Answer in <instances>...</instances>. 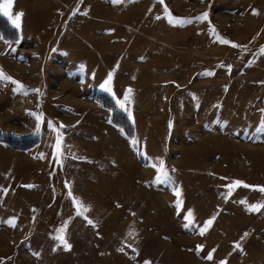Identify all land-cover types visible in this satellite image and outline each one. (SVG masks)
I'll list each match as a JSON object with an SVG mask.
<instances>
[{"label":"rangeland","instance_id":"1","mask_svg":"<svg viewBox=\"0 0 264 264\" xmlns=\"http://www.w3.org/2000/svg\"><path fill=\"white\" fill-rule=\"evenodd\" d=\"M164 5L208 19L172 23ZM19 11L20 27L0 13V66L40 91L0 81V264H264V208L249 210L264 191L246 186L264 187V0H14ZM49 120L65 125L60 153Z\"/></svg>","mask_w":264,"mask_h":264},{"label":"snow or ice","instance_id":"2","mask_svg":"<svg viewBox=\"0 0 264 264\" xmlns=\"http://www.w3.org/2000/svg\"><path fill=\"white\" fill-rule=\"evenodd\" d=\"M119 2V0H113V3H117ZM160 3L161 4H164V0H160ZM13 7H14V0H0V13H3L5 14L6 16H8V18L10 19L11 23L16 26V27H20L21 25V20H22V16H23V12L22 11H19V12H13ZM78 10V9H77ZM164 10H165V13L167 14L168 16V19L170 22L172 23H180V24H184V23H188V22H191L192 20H207L208 19V12L205 11L203 13H201L199 16L197 17H191V18H182V17H176V16H173L171 14V12L169 11L168 9V6L167 5H164ZM253 12H256L257 10L256 9H253L252 10ZM84 14L87 15V9L84 10ZM157 19H159V17H157ZM209 24H211V22L209 21ZM212 31H213V34L215 35L216 34V30H215V27L212 26ZM0 39H3V37H0ZM218 39L221 41V43H225V44H234V46H237L239 47V45H235V42L231 41V40H227L225 39L224 37L222 36H218ZM5 43L9 46V48L11 47V44L12 42L11 41H5ZM261 52H264V46L261 47L260 49ZM230 67V66H229ZM113 80V74L112 72H109L107 78L104 80L103 83L100 84V87L102 89H106L108 91H112V87L110 86L111 85V82ZM0 81H10L12 82L15 87L13 89L14 92H24L25 95L28 94V92H39L40 90L38 88H32V89H28L26 88V86L19 80H16L14 77H12L11 75H8L4 70H3V67L0 66ZM173 83H176L175 81H173ZM264 83V82H262ZM179 86V85H178ZM133 92V89L131 88V86H129L124 94V99L123 100H120L118 101L121 106H124V104L130 99L131 97V93ZM39 106V105H38ZM32 115L35 116L36 120H37V129L40 128L41 126V123L43 122V113L42 112H33L31 113ZM79 123V121L77 122ZM171 121H170V126H171ZM48 124V127L49 128H53L55 129V131L57 132V136H56V144H55V153H60L61 152V148H62V139H63V136H62V133L60 131V129L64 128L65 125H63V122H61V125H60V128H56L55 127V124L49 120L47 122ZM133 143H136L135 141H133ZM68 147H71V146H68ZM80 159H87L86 157H78ZM157 159H160V158H157ZM153 167H156L158 169V175H157V180H159L161 178V176H168V171L167 169L165 168V165H164V162L163 160H160V163L157 165V164H154ZM67 184V181L65 182ZM244 183L243 181L241 180H235L233 184L231 185H227L226 187H228L229 189L231 188H234L235 186H238L240 184ZM247 187H260L261 188V191H264V187H261V186H257V185H246ZM27 187H32V185H27ZM4 191H7V189H3ZM174 191H175V194L177 197H179L181 195V191L179 189H175L174 188ZM68 196L72 197L73 199V202L75 203L76 205V208H77V215H81V216H84V205H82L81 201L78 200L77 198L73 197L72 196V192L71 190H69L68 192ZM177 203H179V201H177ZM260 208H264V204H258V205H250L249 206V210L251 211H259ZM192 217H193V213H192V210H189L188 211V215L185 217V220H188V221H192ZM85 219L88 220V223L92 224L94 223L91 219H88L87 216H84ZM15 217H12L10 220H9V223L13 224L14 225V221H15ZM215 219V217H211L209 218L204 224H203V227L200 228V233L203 234L213 223V220ZM66 226H67V222H65V224H63L59 229H58V232L60 233H64L66 231ZM185 227H188L189 224L186 223L184 225ZM97 235H99V233H97ZM245 235H247V233H245ZM58 239L66 245V247L68 248H71V244H69L67 242V240L65 239V236L63 234L59 235L58 236ZM243 239V237L241 238ZM130 248L132 247L131 244L128 245ZM236 246L237 248L240 247V244L239 242L236 243ZM197 247V250H200L204 247V245L202 244H199L196 246ZM123 249H121L122 251ZM36 255H40L39 252L35 253ZM207 259L211 260L212 259V253L209 252L208 253V256H207ZM144 264H151V261L149 260H145ZM220 264H226V260H221L220 261Z\"/></svg>","mask_w":264,"mask_h":264},{"label":"bare ground","instance_id":"3","mask_svg":"<svg viewBox=\"0 0 264 264\" xmlns=\"http://www.w3.org/2000/svg\"><path fill=\"white\" fill-rule=\"evenodd\" d=\"M229 10V9H228ZM240 10V9H239ZM234 11V10H233ZM112 12V11H111ZM226 15V14H225ZM132 19V18H131ZM175 32H177V31H175ZM176 49V48H175ZM173 57V56H172ZM166 58V57H165ZM168 58V57H167ZM178 58V57H177ZM181 58V57H180ZM186 59V58H185ZM2 62H3V64L7 67V69H9V70H11V69H20V68H22V66H18L15 62H14V60H12L10 57H8L7 59H2ZM151 72V71H150ZM149 72V73H150ZM182 75V74H181ZM149 78H151V77H149ZM67 80V79H66ZM66 82H69V81H66ZM69 83H71V81L69 82ZM72 84V83H71ZM70 84V85H71ZM62 86V85H61ZM64 86H66L65 84H64ZM63 87V86H62ZM63 89V88H62ZM127 165V164H126Z\"/></svg>","mask_w":264,"mask_h":264},{"label":"trees","instance_id":"4","mask_svg":"<svg viewBox=\"0 0 264 264\" xmlns=\"http://www.w3.org/2000/svg\"><path fill=\"white\" fill-rule=\"evenodd\" d=\"M5 33V32H4ZM12 38H14V36L12 35ZM12 142V141H11Z\"/></svg>","mask_w":264,"mask_h":264}]
</instances>
